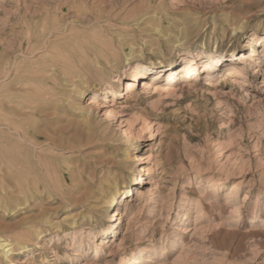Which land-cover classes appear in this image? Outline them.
<instances>
[{
    "label": "rangeland",
    "instance_id": "obj_1",
    "mask_svg": "<svg viewBox=\"0 0 264 264\" xmlns=\"http://www.w3.org/2000/svg\"><path fill=\"white\" fill-rule=\"evenodd\" d=\"M1 35L0 70L16 55L55 75L40 76L28 90L36 106L13 116L41 150L10 133L9 154L31 167L27 200L0 191V238L12 244L0 264H264V0H0ZM215 50H234L243 85L225 70L212 84L183 79L184 58L201 72ZM172 60L175 92L170 74L159 89L139 76L127 90L136 64L160 72ZM108 83L116 95L90 108Z\"/></svg>",
    "mask_w": 264,
    "mask_h": 264
},
{
    "label": "bare ground",
    "instance_id": "obj_2",
    "mask_svg": "<svg viewBox=\"0 0 264 264\" xmlns=\"http://www.w3.org/2000/svg\"><path fill=\"white\" fill-rule=\"evenodd\" d=\"M11 16H13V15H11ZM14 16L16 18H18V16H16V15H14ZM11 27L13 28V26H11ZM45 29L47 30V28H45ZM55 29L56 28H54V30ZM30 30H32V29H30ZM54 32H56V31H54ZM153 32H154V33H152L153 36L154 37L156 36V37H158V39H161V40H164V39L168 38V36H169L166 32L160 31L158 28L153 29ZM40 33H42L43 36L45 35L44 28L42 29V31ZM72 35H74V34H72ZM3 37L4 36L1 35L0 36V40H3ZM26 37H27V39L29 41V44L28 45L30 47V49H28V50H30L31 53L33 54V56H35L34 55L35 54V51H37V48H38L37 47V43H34V44H31L30 43L33 40L32 39L33 38L32 37V33L28 32ZM56 37H58L57 34H56ZM74 38H76V37H74ZM46 40H48V39H46ZM259 40H260V44L259 43L258 44L260 46H263L264 47V38H260ZM4 42H3V44H4ZM51 42H52V40H51ZM51 42H49L50 44L48 46L51 45ZM43 44H44V47L49 48L48 46H45V43H43ZM26 45H27V43H26ZM16 48L17 47H15V49ZM15 49H14V51H12V50L11 51L12 52H15ZM44 50H46V49L44 48ZM53 50H54V48H53ZM50 51L51 50H49L48 52H50ZM255 51L256 50H254V52H253V54L251 56H247V55L243 56V60H245V64L246 65H248V66L251 65V62L253 61L252 60V57L254 58L256 56H259L258 55V52L257 51L255 52ZM233 52H234V50H231L230 53H228L226 51H222L221 52V51H218V50L206 52L204 54L203 58H205V61L207 62V64H206V62H204L205 63V66H204L205 69L203 71H201V72H200L199 69H197V62H195V60H196L195 57H191L190 63H188L189 62L188 61L189 58L188 59H187V57L184 58L183 61H186L185 62L186 66H184L186 68V71L183 72L184 75H185L183 77V79L187 78L185 80H186V82H188V79H191L192 77H194V79H197V80H205L208 84H212L211 83L212 78L216 77V75H219V73L222 74L221 72L223 70H225V71H227L228 75L226 74L227 76H226V78L224 80H226L227 82H230V83L234 82V83H237L239 85H243L244 84V81H245V77H246V72L245 71H247V70H244L243 68H241L240 65H238L235 62V60H232V61L231 60L230 61L227 60V57H231V54ZM50 54H51V52H50ZM229 54H230V56H229ZM43 56H46V55H43ZM261 56H262V58L264 57V51L262 52ZM39 57H40V55H39ZM48 57H50V55ZM66 57H67V53H66ZM20 58H21V56H20ZM24 59H26V58H24ZM29 60H31V57H30ZM36 60H34V64H36L35 63ZM40 60H41V57H40ZM51 60H53V59H51ZM24 61L25 60H23V59L21 60V59L18 58V56L15 55V57L11 58V62H9V64L7 63L3 70H0V136L3 137V139H1V137H0V191H6L8 193V196L11 197L12 199H14L13 201H15V198H20V197L25 198L27 200L28 194H26V192H24L23 187L29 184V179H27L25 177V172L27 171V167L29 169V167H31V166H27L26 160H25V157L24 156H17V155L14 156V155L9 154V152H8L9 149L7 148L9 145H7V144L9 142L8 141V138H9L10 133L11 132H15L18 135V137H20L23 140L22 143L27 144V145H30L36 151H38V150L40 151L41 150V149H39L40 148V144H41L39 134L37 132H35V133L33 132V129L34 128L30 129L32 131V133H31L29 130L24 129V127L22 126V124H19L18 123V126H17L16 123H15V121H14V119H13V116L24 117L25 114H26L25 112L28 111V109H30L34 105L36 106L35 101L33 100V97H29L30 96V93H31V92L28 91L29 88L31 87L32 84L33 85L36 84L35 81H39L40 80L39 79L40 76H45V77L46 76H50L51 73H54L55 72L54 69H53V67L52 68H50V67L48 68L47 65H46L47 68L46 67L44 69L42 68V70H36V68H35L36 66H33V72H28L27 70H25V65H24L25 62ZM27 62H29V61H27ZM31 62H32V60H31ZM51 62H53V61H51ZM51 62H50V65L52 64ZM54 64L55 63H53V65ZM262 64H264L263 61H261L260 62V65L257 67L258 68L257 69L258 72L261 71L260 67H261ZM53 65H51V66H53ZM176 67H177V60H172L171 62H169V65L166 68H161L162 70L166 71V73H164V71H160V72L157 71V69H160V68L157 67L155 64H151L150 66H146V65H142V64H136L135 67L132 69L133 72H132V75H131V81H133V82H131L130 84H128L127 90L129 92H132L133 91L134 81H137L139 76H142V78H145V80H144L145 82L143 83V85H144L143 87L158 88V87L155 86L154 82L155 81L157 82L159 80H162L163 81V79L166 78V76L168 74H170L171 77L169 78L168 82H169V84L174 85V86H172L169 90L171 92H175L178 89V87H181V83L180 84L176 83V80L179 78V74H177V72L174 71ZM34 68H35V70H34ZM54 75H55V73H54ZM28 77H30L32 79L29 80ZM58 78H60V77H58ZM45 80H47V79H45ZM149 80H151L150 83L147 82ZM42 81H43V78H42ZM14 83H15V88H12L11 89V86H13L12 84H14ZM80 84H84L83 81L80 80ZM108 85H109V87L107 89H105L104 92L103 91L101 92L100 90L97 89V91H96V93L94 95V98L92 99V101L90 103V108L93 105H95V106H98L99 105V98H98L99 97V94L105 95V96H111V95L114 94L113 84L108 83ZM193 85L196 87L197 86V81L194 82V83H192V86ZM34 86H36V85H34ZM75 86L77 87L78 85H75ZM9 89H11V90H9ZM30 89H32V88H30ZM67 89H68V87H67ZM3 90H9V91L5 92ZM34 90H36V89H33V91ZM44 90H46V89H44ZM72 90H74V88ZM37 93L39 94V92H37ZM66 93H67V91H66ZM114 95H116V94H114ZM56 101H57V99H56ZM30 110H29V112H30ZM34 113H35L34 115H39V113L37 111H35V110H34ZM34 131H35V129H34ZM11 136H10V140H11ZM12 138H13V136H12ZM153 139H154L153 135H150L149 140L152 141ZM19 144H21V143H19ZM2 147H3V149L5 151L4 150L1 151L2 150ZM10 150H11V152L14 151V149L13 150L10 149ZM12 153H14V152H12ZM140 160H142V159H140ZM140 160H138V161H140ZM144 172H145V169H144ZM142 182H143V180L140 178L138 180V183L139 184H142ZM28 186H27V188H28ZM234 190H235V187H234ZM133 194L134 193L132 192V189H130V188L129 189H125L124 191L118 193L116 199L112 202V204H114V207H116V206L121 207L127 201L128 198L133 197ZM11 203H12V201H11ZM114 214H115V217L120 216V214L117 213V212H115ZM116 229H117V226L115 227V225H114L113 227L108 228L104 232L103 235L105 236V234H106V237H107L106 239H111L112 236L115 234V230ZM11 245L12 244H8V242H6L5 240H2L0 238V252H4L6 254L12 253V247H11ZM103 247H105V246H103Z\"/></svg>",
    "mask_w": 264,
    "mask_h": 264
}]
</instances>
